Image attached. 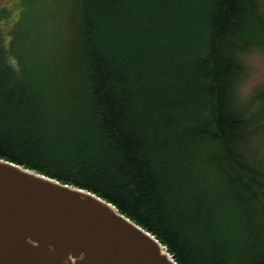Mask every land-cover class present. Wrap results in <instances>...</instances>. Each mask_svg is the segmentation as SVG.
I'll list each match as a JSON object with an SVG mask.
<instances>
[{
    "label": "trees",
    "instance_id": "obj_1",
    "mask_svg": "<svg viewBox=\"0 0 264 264\" xmlns=\"http://www.w3.org/2000/svg\"><path fill=\"white\" fill-rule=\"evenodd\" d=\"M49 1L35 51L24 18L0 30V157L113 202L178 264H264V92L231 105L240 56L264 48L259 0H209L206 14L195 0ZM175 111L199 114L161 140ZM51 124L109 142L88 151L92 170L79 153L75 168L50 163Z\"/></svg>",
    "mask_w": 264,
    "mask_h": 264
},
{
    "label": "water",
    "instance_id": "obj_2",
    "mask_svg": "<svg viewBox=\"0 0 264 264\" xmlns=\"http://www.w3.org/2000/svg\"><path fill=\"white\" fill-rule=\"evenodd\" d=\"M0 264H178L106 198L0 157Z\"/></svg>",
    "mask_w": 264,
    "mask_h": 264
},
{
    "label": "rangeland",
    "instance_id": "obj_3",
    "mask_svg": "<svg viewBox=\"0 0 264 264\" xmlns=\"http://www.w3.org/2000/svg\"><path fill=\"white\" fill-rule=\"evenodd\" d=\"M195 1H197L198 8L199 6L203 7V9L205 10L204 14H206L207 9H208L206 7H207V3L209 0H195ZM259 2L261 4V7L259 9L261 11L262 16L264 17V0H259ZM59 3L60 5H63L64 0H59ZM56 5H57V2H56ZM50 6H51V3L49 0H0V30L8 33L11 27L15 25L16 23L20 27L21 26L20 21L22 20V18H24L25 19V30L27 32L28 37L37 35L35 39L36 45L33 50L35 51L39 47L41 42L43 41L49 42L47 38L49 36L48 31L51 29V26L49 25L51 24L52 20L47 10L50 8ZM41 9L43 10L39 11ZM196 10H199V9H196ZM192 13H194V10L192 11ZM188 19H189V16L186 20ZM38 21H40V24L42 25L41 29H39L37 26ZM246 25L252 26V24L251 25L246 24ZM258 36H259L257 37L258 39H263L264 30H262V33ZM33 43H34L33 40L27 41L25 43L27 50L31 49V46L33 45ZM236 57H237V54L234 55L233 62L237 66ZM240 63L242 65V68H244L245 71L237 77V81H236L237 89L235 93L233 94V96L231 97V105L248 110L250 106L253 104L255 98H257V96L260 95L261 92H264V48L260 47V49L254 48L251 51L249 50L246 51L240 56ZM236 73H237V69H236ZM32 76H34L33 73H32ZM29 78L34 79L35 77H28V79ZM41 85L43 86L42 83ZM27 87L28 88L32 87L33 90H35L37 94H39L42 98L45 97L41 87L37 85L35 86L31 83H27L26 88ZM184 89L185 88H183L181 91H183ZM57 98L59 97L57 96ZM185 99L189 101L188 98H185ZM67 109L68 107L65 110ZM83 113H85V111H83ZM198 114H199L198 112H191V113L187 112V115H185L184 113L178 114L175 111L173 117L177 121L173 119L172 125H169V126L167 125L165 127L164 131L160 134L161 135L160 139L170 140L171 137H180L179 133L181 132L184 133L187 131L186 126H188L187 123L190 122V118L188 116H192L191 118H194L198 116ZM44 119H46V117ZM154 120H157L155 115H154ZM179 122H183V123L179 124ZM46 123L48 124L47 120H46ZM161 127H162L161 124H158V123L155 124V128L158 131L160 130ZM49 128L51 130L50 131L51 133L49 132V134L47 135L49 137V141L48 142L45 141L46 144L43 143V145L47 147V151L49 155L58 154L56 159L59 162L50 161V163H54L60 167H62L60 165V161H64L70 158L69 165L75 168V166L77 165V162L76 161L74 162V160L71 159L70 156L76 155L77 153H79V156L81 157V161L83 162L81 164L82 167H85L87 165L88 170H92L93 169L92 161L88 157V151L93 146H98L101 148L106 143H109L108 141H106L105 143L103 137L92 138L90 136L88 126H78L77 125L75 127V130L81 131L78 134L71 133L70 126H65V128H63V125L51 124ZM62 133H64L65 135L67 134L68 137L62 139L60 137ZM254 133H260L264 137V121H262L261 125L257 126L254 129ZM241 136L242 137L238 135V141L245 140L248 137L246 136V133H244V135L241 134ZM69 138H71V140H68ZM241 149H243V147H241ZM170 157H171V154L169 153L163 159L171 163L172 159ZM56 170L59 171V169H56ZM72 171L73 170L71 169L69 172L68 171L66 172L64 171V172L66 174H70ZM66 176L67 175H65L63 179L78 182L77 180H74L73 178L69 176L66 177Z\"/></svg>",
    "mask_w": 264,
    "mask_h": 264
},
{
    "label": "bare ground",
    "instance_id": "obj_4",
    "mask_svg": "<svg viewBox=\"0 0 264 264\" xmlns=\"http://www.w3.org/2000/svg\"><path fill=\"white\" fill-rule=\"evenodd\" d=\"M239 73L237 74V77H238Z\"/></svg>",
    "mask_w": 264,
    "mask_h": 264
}]
</instances>
